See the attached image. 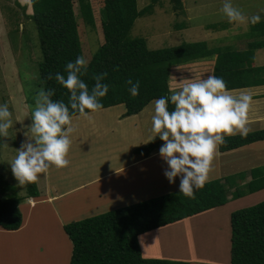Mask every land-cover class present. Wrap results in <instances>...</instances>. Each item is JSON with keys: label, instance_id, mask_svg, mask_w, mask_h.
I'll list each match as a JSON object with an SVG mask.
<instances>
[{"label": "trees", "instance_id": "trees-1", "mask_svg": "<svg viewBox=\"0 0 264 264\" xmlns=\"http://www.w3.org/2000/svg\"><path fill=\"white\" fill-rule=\"evenodd\" d=\"M101 1L103 42L87 62V70L81 78L91 90L96 74L107 72L104 82L109 84V89L100 98L102 108L124 104L123 116L136 114L151 100L170 92L169 77L173 64L181 65L210 57H214L212 72L222 76L229 89L264 84V65L253 64L255 50L264 46V39L249 41L244 49L209 46L203 40L150 49L145 38L131 36L130 32L135 19L151 13L160 0H151L142 9H138L137 0ZM172 1L175 8L181 7V0ZM30 2V17L34 21L42 53L38 70L40 82L45 89H55L52 99H62L67 103L69 90L55 80L54 74L57 71L65 73L67 61L83 56L73 0ZM79 4L83 19L91 22L94 17L90 0H79ZM250 30L264 37V17L259 23L251 24ZM49 73L52 79L48 78ZM129 77L140 82L136 96L128 91L126 81ZM172 107L169 104V108ZM262 139L264 128L246 136H226V142L218 149L231 150ZM161 143L157 136L153 141L135 147L134 152L146 157ZM250 174L251 179L245 184L248 188L246 192L263 188V171L255 167L250 169ZM227 182L228 177L213 178L207 180L202 188L195 189L192 196L178 189L64 224V232L71 242L69 264H192L190 261L144 257L138 236L223 205L245 193L238 188L230 192ZM26 185L27 197L40 195L36 181ZM4 186L6 188L0 187V191L9 190ZM20 201L19 196L5 197L0 194L1 228L16 230L21 226ZM230 264H264V199L230 213Z\"/></svg>", "mask_w": 264, "mask_h": 264}, {"label": "rangeland", "instance_id": "rangeland-1", "mask_svg": "<svg viewBox=\"0 0 264 264\" xmlns=\"http://www.w3.org/2000/svg\"><path fill=\"white\" fill-rule=\"evenodd\" d=\"M150 1L137 0L138 9L147 6ZM73 3L78 22L82 54L88 62L103 42L102 16L100 12L102 1L90 0L94 17L91 22L83 19L79 0H73ZM174 3L172 0H160L153 6L151 13H145L137 17L130 32L131 36L145 38L150 49L172 46L184 41L194 42L202 40L206 41L209 46H230L234 49H239L244 47L248 41L264 39V37L251 32V23L247 21H229L223 16L220 12L223 0H181L180 8H175ZM233 3L246 16L259 13L262 18L264 17V0H233ZM31 13L30 0H0V102L8 103L13 113V120L14 122L16 121L13 127L8 130L9 137L0 139V187L6 188L4 185L9 187V190L0 191V194L5 197H21L19 208L23 212V219L25 214L28 217L25 227H21L18 232L0 230V264H67L68 250L71 247L70 240L62 236L65 235L62 234L63 232L55 231L58 224L54 216L47 218V227H44V222H39V219L34 214L28 213L24 205L29 198L27 197V185L18 183L12 174L9 164V161L16 155V148H19L21 142L25 139L22 134L23 126L31 123L30 112L34 106V96L40 88H43L38 74L42 53L36 27L30 17ZM254 57V62L257 65L264 64V46L255 50ZM204 61V63L194 61L195 63L193 64H189L192 62L181 64L184 66H179V63L173 64L169 77L170 90L176 87V80L179 82L182 78H190L194 75L198 78L200 74L203 78L212 72L213 57L206 58ZM207 68L211 70L209 71ZM153 102L154 100H151L144 107L145 109L142 113L139 112L135 115L124 117L128 118L127 121L120 123L119 121L124 118L117 121L116 118L125 109L123 104L93 111L90 117H83L80 114L72 116L76 131L72 134V143L67 153L69 164L61 167L70 168V171L67 173L64 170L57 173L53 169L56 166H51L49 168L50 174L62 177V179L57 178L58 180L54 182L64 183L71 178L74 179V184L76 185L84 181L81 178L87 175L88 178H93L98 173L94 168H91L95 154L98 153L99 155L106 148L110 155L115 153L112 158L116 157V154L119 158L127 157V154L131 153V151L134 152V148L142 142V140L138 141L139 143L136 141L138 140V135L141 133L142 139L146 140L150 132V115ZM17 129H20V131H17ZM147 143H143V145ZM157 161L160 162V160ZM115 162L120 163V160ZM115 162L111 165H116ZM160 164L157 170H160ZM104 166H107V164L104 163ZM257 167L263 171L264 175V165ZM153 169L152 172L155 173L156 168ZM236 177L228 176L227 185L234 184L232 179ZM44 179L45 172L41 173L40 178L36 181L39 191L45 188ZM178 182H180L179 177L174 182L176 186H179ZM245 184L242 187H236L239 191L245 192L242 196L251 193L246 192L248 188ZM256 184H260V182H256ZM162 190L161 186L144 189L139 199L131 200V196L120 197L113 206L122 207L156 197L163 194L161 193ZM92 193L94 195L88 201L85 200L83 202L86 207L88 206L85 208L86 210L98 208L105 211L110 208L106 201L103 202L96 199L98 196L95 192ZM80 196L81 193L75 192L63 201L64 203L71 199L75 201ZM247 201H238L227 207L235 206L236 209H239L246 205L248 206L249 204L244 205ZM225 209L217 217L215 214L206 213L190 220L188 224L177 221L174 224L159 227L155 232H150L149 230L143 233L144 236H149L150 234L151 236L150 246L147 245L143 248V253L146 256L143 253L142 255L149 257L147 253L148 247L150 250L154 249L161 252V254L167 253L170 248L174 247L173 250L177 253L181 251L187 252L190 249L187 253L190 256L189 258L192 259L193 255L196 256V260L192 259L194 261L192 264H196L195 262L198 264H204L205 262L217 264L208 261H198L202 257L211 255L212 253L209 251H216L214 254H217L220 260H226L225 255L229 236L226 233L228 222L224 213ZM93 212L95 211L93 210L91 213ZM85 215L75 214L70 221L80 219ZM66 223L68 221L63 224ZM214 233H217L214 236L216 248L211 245V237ZM41 243L43 245L39 246ZM50 256H55V259H47ZM181 261L191 260L181 259Z\"/></svg>", "mask_w": 264, "mask_h": 264}, {"label": "clouds", "instance_id": "clouds-1", "mask_svg": "<svg viewBox=\"0 0 264 264\" xmlns=\"http://www.w3.org/2000/svg\"><path fill=\"white\" fill-rule=\"evenodd\" d=\"M220 12L229 21L256 24L262 19L259 13L246 16L233 0H223ZM86 65V59L77 56L66 62V75L60 71L54 74L55 80L69 90L67 103L52 99L54 88H40L34 96L31 123L23 126L25 139L9 161L12 174L20 185L37 181L40 174L53 165L67 166V153L76 131L72 116L78 112L83 117H90L91 112L103 107L100 98L108 92L109 84L104 82L108 74L106 71L96 74L95 83L89 90L81 78L87 70ZM48 78L52 79L51 73ZM126 83L132 96L139 94L138 79L133 81L129 77ZM252 99V93L246 90L233 94L224 78L214 72L203 78L200 74L198 78L194 75L179 82L176 80V87L168 94L154 99L151 134L143 142L153 141L157 136L164 141L158 153L166 162L163 174L169 183L179 177L180 192L187 196L194 195L195 189L205 185L213 158L219 145L226 142L225 137L249 133L248 113ZM169 104L173 107L169 108ZM15 122L8 103L0 102V139L9 137L8 130Z\"/></svg>", "mask_w": 264, "mask_h": 264}, {"label": "crops", "instance_id": "crops-1", "mask_svg": "<svg viewBox=\"0 0 264 264\" xmlns=\"http://www.w3.org/2000/svg\"><path fill=\"white\" fill-rule=\"evenodd\" d=\"M248 42L244 45V47L239 49L247 48ZM254 61H255V57H254ZM204 62H205L204 59L200 60V63H204ZM193 63L195 62L189 64H193ZM253 64L257 65L255 62H253ZM179 66H184V65H179ZM207 70L210 71L211 69L207 68ZM169 88H170V82H169ZM230 90H232L233 94H238L241 90H246L252 93L253 99L248 113V127L250 128L249 132L263 129L264 128V84L242 86V87L232 88ZM125 109L123 110V112L118 114L116 121L124 117L135 115L132 114L128 116H123ZM144 109L145 108H143L140 111V113H142ZM127 119L128 118H124L121 121H119V123L125 122L127 121ZM150 134L151 133L149 132L146 139ZM141 140L142 142L140 143V145H143L144 140L142 139V134L140 133L138 135V140L136 141L138 142ZM163 143L164 141L162 142V144ZM158 150L159 148L154 149L146 157L131 151V153L127 154V157L122 155L123 157L119 158V156L116 154V157L112 158L115 153L110 155L108 153V149L106 148V150L104 152L99 153V155L98 153L95 154V158L93 159L91 164V168H94L96 171H98V173L96 172L97 174L93 178H88V175L86 177L81 178L84 181L77 183L76 185L74 184V179L71 178H69L68 181L64 183H55L54 181L58 180L57 178L62 179V177L51 175L48 169L45 172L44 190L40 189L39 196L29 197L27 203H24V205L28 213L31 212V214H34L39 219V222H44L43 223L44 227H47V223H48L47 221L49 218H51L50 216H54L58 224V227L55 228V231L59 233L63 232L62 234L65 235L62 236L68 238L67 234L64 232L63 229L64 222L66 221L69 222L71 219L74 218L75 214L76 215L86 214L83 217H87V216H92L93 214L95 215L96 213L99 212H103L98 208L96 209L93 208L92 210L85 209L88 206L86 207L83 202L85 200L88 201V199L94 195V193L92 192H95L96 195L99 197V198L96 197V199L102 200L103 202L106 201V204L108 203L107 205L108 207H110L107 210H110L113 208H117L116 206H113V204L117 202L118 198L131 196V200H137L141 197L142 192H144V189L147 190L148 188L152 189L161 186L163 189L161 193L178 190L179 186H176L175 185L176 183H174L178 180V177L174 179L173 183H169L167 178L164 176L163 170L165 167H167V165L163 159L161 160ZM119 160L120 163L115 162ZM157 160H160V162H158ZM154 161L155 163L153 164ZM113 162H115L116 165H111L113 164ZM104 163H106L107 166L103 167ZM140 163L142 165H138ZM159 163H161L160 170H157V168L159 167ZM71 164L73 165V163ZM263 165H264V139L254 141L252 143L245 144L243 146L231 150L219 151L218 149L212 161V165L208 174V180L213 178H224L230 175L237 176L236 178L232 179V182L234 184L229 185V189H230L229 191L232 192L233 189H235L236 187H242L246 182H248L251 179L250 169H252L253 167L263 166ZM153 168H156L155 173L152 172L154 170ZM53 169H55L57 173L63 172L64 170L67 173L68 171H70L69 170L70 168L66 169L61 167H53ZM236 180L238 181L236 182ZM75 192L81 193L80 198L76 199L75 201L71 199L70 201L64 203L63 200L65 198H69ZM229 196H231V193L229 194ZM263 199H264V187L257 191L245 194L244 196L231 199L223 205L216 206L204 210L202 212L193 214L191 216H187L183 219L177 220L178 222L181 221L184 222V224H188L190 220H193L194 218L206 213L215 214V216L217 217V215L223 213V210L227 208L225 209L224 212L228 222L226 233H228L229 236L227 252L225 255L226 260L225 259L220 260L217 257V254H214L216 253V251L214 252L209 251L210 253H212L211 255L202 257L198 261H202V262L208 261L217 264H230V213L233 210H236V208L235 206L234 207H227V206H230L235 202L242 200H248L244 205L246 204L253 205ZM93 210L95 212L91 213ZM22 217H23V212H22ZM24 217L25 218L23 219L22 224L18 229L6 230L0 227V230L9 231V232H18L21 227H25L28 217L26 214ZM177 221L170 224H174ZM156 230H158V228L152 229L150 230V232H155ZM215 235H217V233H214V235H212L211 237V242H212L211 245H213L214 248H216L215 246L216 239L214 238ZM150 236L151 234L149 236L148 235L144 236L143 233L138 236V239L141 244L140 247L142 249V253L144 247H146L147 245L150 246ZM41 245H43V243H41L39 246ZM173 249L174 247L170 248L167 253L161 254V252L155 251L154 249L150 250L148 247L147 253L149 257H158V258L165 257V258H173L179 260L184 259V260H191L190 262H194L192 259L196 260L195 255H193L192 259L189 258L190 257L189 255H187L190 249L187 252L181 251L179 253L175 252ZM70 253H71V247L68 250L67 264H69ZM47 259L53 260L55 259V256L47 257ZM195 263L198 264L197 262Z\"/></svg>", "mask_w": 264, "mask_h": 264}]
</instances>
